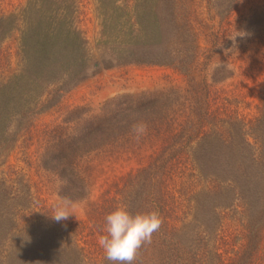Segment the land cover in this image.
<instances>
[{
	"label": "rangeland",
	"instance_id": "rangeland-1",
	"mask_svg": "<svg viewBox=\"0 0 264 264\" xmlns=\"http://www.w3.org/2000/svg\"><path fill=\"white\" fill-rule=\"evenodd\" d=\"M113 3L129 14L122 20L132 22L134 9L141 0H0V17H13L14 29L7 39L0 38V88L24 71L29 73L21 61L19 48L20 36L23 41L26 39L29 26L51 23L55 32L60 33L59 27L72 25L86 42L89 60L87 69L72 83L73 89L60 92L56 105L39 113L26 105L27 116L10 119L4 136H0V218L8 222L6 226L0 223V247L4 251L20 239L25 229L30 228L27 222H31L35 232L52 228L60 242L57 250L65 251L67 260L80 263L77 250L82 249L86 261L104 264L108 261L97 243L104 234L99 221L103 194L109 192L108 198H113L116 189L124 186L127 175L148 167L162 149L171 145L172 136L179 135L181 140L173 150L194 153L207 149L198 144L204 137L201 132L218 130L231 135L236 138L232 148H236L241 130L248 134L251 144L257 142V152L261 154L263 150L264 0H154L147 4L163 28L158 37L164 42L191 46V54L195 51L191 72L186 76L168 67L123 66L112 62L108 57L116 53L115 46L100 44V26L105 20L102 11H108ZM235 31L249 35L237 36L234 44L228 37ZM180 52L185 56V48H180ZM215 56L236 70H218L210 82L206 70ZM81 76L83 80L75 85ZM140 95L165 107L170 132L157 133L147 126V134L136 140L131 129L129 135L102 149H93L98 144L94 141L89 145L88 155H82L85 151L75 154L76 175L69 168L64 169L60 159H50L86 121L124 109L127 101L140 104ZM204 95L207 98L201 100ZM123 96L130 98L117 99L102 112L105 103ZM206 113L213 121L211 124L202 121ZM199 124L204 126L201 132ZM78 179L82 181V195L72 200L88 201L83 214L56 222L50 216L56 194H61L69 180ZM190 197L186 194L178 200L174 196L176 211L184 217L179 225V239L186 257L192 252L198 259L205 256L207 260H203L208 264H218L214 255L218 246L223 264L248 261L264 264V229L257 245L250 244L241 228L245 220L239 208L224 210V226L218 228L216 242L215 235L198 232L210 224L211 203L207 198L194 201ZM115 199L117 207L122 204L120 195ZM198 205L201 212L192 217L193 208ZM213 244L217 246L213 248ZM5 264H14V258Z\"/></svg>",
	"mask_w": 264,
	"mask_h": 264
},
{
	"label": "trees",
	"instance_id": "trees-1",
	"mask_svg": "<svg viewBox=\"0 0 264 264\" xmlns=\"http://www.w3.org/2000/svg\"><path fill=\"white\" fill-rule=\"evenodd\" d=\"M152 1L154 0H141V4L134 9L132 22L130 19L125 22L122 20L129 14L127 15L125 8L114 3L109 6L108 11H102L101 15L105 20L100 26V44L115 46L116 53L108 58L117 65L168 67L186 76L191 72L195 51L191 54V46L177 41L164 42L158 37L163 28L156 20L157 16L147 7ZM50 24L29 26L24 41L20 36L21 61L29 73L24 74V71L0 88L1 137L8 129L10 119L28 114L25 111L26 105L36 109V113L48 109L50 105H56L60 92L67 93L73 89L72 83L89 66L88 50L81 34L72 29V25L59 27L61 31L57 33L56 28H52ZM12 25L13 17H0L1 39L9 37L14 30ZM170 28L169 25L168 29ZM180 48H185V56H182ZM44 70L48 72L43 73ZM122 98L130 97H116L108 101L102 112L115 100ZM206 98L204 95L201 100ZM261 98L264 101V88ZM168 118L165 107L157 105L153 98L140 95V104L127 101L124 109L108 111L86 121L68 144L62 150H56L50 159H60L65 166L63 168H69V172L76 175L75 154L85 151L82 155H88L92 142L98 143L93 149H102L118 138L129 135L132 125L139 123V120L149 129L157 130V133L170 132L171 123ZM202 121L209 124L213 122L208 119L207 113ZM199 127L200 132L203 131L204 126L199 124ZM201 133H204V137L198 144L206 147L205 151L190 153L182 149L173 150L181 144L179 135H174L171 145L162 149L148 167L127 175L124 186L116 189L113 198H108L109 192L103 194V205L99 212L102 227H105L106 215L117 207L116 195L122 197V204L133 214L156 210L162 217V226L152 235L151 243H146L139 249L134 264L207 263L203 260L206 259L205 256L198 259L190 251L187 252V257L183 253L179 225L183 224L184 217L176 211L178 204L175 194L178 200L186 194L191 195L190 198L194 201L199 198L209 200L212 219L209 226L198 232L215 235L216 242L219 241L218 228L223 225L224 220L222 211H235L238 208L245 220V225L241 224V228L246 231L247 241L256 246L260 240V233L264 229V147L261 154L257 152V142L251 144L248 134L241 133V130L238 132L239 143H236V148H232L236 138L231 135L219 133L218 130L214 133ZM214 145L217 146L215 149ZM81 185L80 179L73 182L69 180L62 187L60 196L80 198L83 189ZM193 212L192 217L201 212L199 205L193 208ZM1 219V225H8L6 220ZM30 223L27 222L26 225L30 228L26 227L28 229H25L16 243L10 244L6 251L0 247V264L7 263L11 258H14V264H96L85 260L86 256L81 248L77 250L80 263L67 260V253L57 250L60 242L52 228L46 227L45 231L35 232ZM222 241L225 239L222 238ZM215 246L217 244H213V248ZM214 251L218 264H223L218 246ZM109 262L105 261L104 264H115ZM246 263L249 264V261Z\"/></svg>",
	"mask_w": 264,
	"mask_h": 264
},
{
	"label": "clouds",
	"instance_id": "clouds-1",
	"mask_svg": "<svg viewBox=\"0 0 264 264\" xmlns=\"http://www.w3.org/2000/svg\"><path fill=\"white\" fill-rule=\"evenodd\" d=\"M248 33L237 32L230 37L235 44L236 37L245 38ZM218 70L234 72V66L223 63L219 57L211 61L207 67L209 81ZM133 136L139 140L147 134V125L143 122L132 128ZM59 187V186H58ZM88 201H74L68 197L56 194L52 203L51 217L56 222L64 221L69 216L83 214ZM163 220L159 212L131 213L126 205H119L105 217L104 234L98 237V245L102 248L106 260L115 264H134L138 258L139 249L146 243H151L152 235L159 231Z\"/></svg>",
	"mask_w": 264,
	"mask_h": 264
},
{
	"label": "water",
	"instance_id": "water-1",
	"mask_svg": "<svg viewBox=\"0 0 264 264\" xmlns=\"http://www.w3.org/2000/svg\"><path fill=\"white\" fill-rule=\"evenodd\" d=\"M83 76H81L77 81H76V83H75V85H77L80 81H82L83 80Z\"/></svg>",
	"mask_w": 264,
	"mask_h": 264
}]
</instances>
